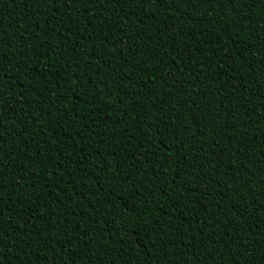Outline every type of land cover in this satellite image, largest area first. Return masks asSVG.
<instances>
[{
    "label": "trees",
    "instance_id": "trees-1",
    "mask_svg": "<svg viewBox=\"0 0 264 264\" xmlns=\"http://www.w3.org/2000/svg\"><path fill=\"white\" fill-rule=\"evenodd\" d=\"M195 3L0 0V264H264V0Z\"/></svg>",
    "mask_w": 264,
    "mask_h": 264
},
{
    "label": "snow or ice",
    "instance_id": "snow-or-ice-1",
    "mask_svg": "<svg viewBox=\"0 0 264 264\" xmlns=\"http://www.w3.org/2000/svg\"><path fill=\"white\" fill-rule=\"evenodd\" d=\"M58 2H60V3H66L67 0H58ZM164 2L174 3L175 0H164ZM191 2H192V4H193V7H196V6H197L196 3H195V0H191ZM2 127H3V121L0 120V128H2ZM182 178H183V177H181V179H182ZM4 212H5V208H4L2 205H0V219H2V214H3ZM0 231H3V224H2V223H0ZM169 264H172V262L170 261Z\"/></svg>",
    "mask_w": 264,
    "mask_h": 264
}]
</instances>
